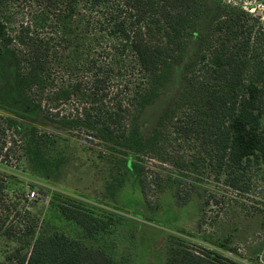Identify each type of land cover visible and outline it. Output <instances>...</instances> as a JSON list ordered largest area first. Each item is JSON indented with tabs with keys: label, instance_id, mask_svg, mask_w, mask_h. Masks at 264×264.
Wrapping results in <instances>:
<instances>
[{
	"label": "trees",
	"instance_id": "16d2710c",
	"mask_svg": "<svg viewBox=\"0 0 264 264\" xmlns=\"http://www.w3.org/2000/svg\"><path fill=\"white\" fill-rule=\"evenodd\" d=\"M206 8V0H19L16 34L0 18V59L15 61L19 98L31 107L19 112V121L30 124L28 115L39 114L58 131L85 137L122 157L147 205L153 185L156 196L166 185L177 186L180 195L179 188L197 171L228 188L243 189L251 174L264 168L261 16L243 6L220 5L190 66L179 109L151 134L137 126ZM16 125L0 117L3 160L12 158L16 143L6 133ZM176 135L194 141L189 155L174 153L182 146L173 147ZM146 158L163 164L171 158L174 169L167 179L152 180ZM13 179L0 173V197ZM193 185H188L187 201ZM53 198L55 216L79 226L81 233L71 238L43 224L24 264H119L116 241H108L114 214L67 194ZM136 224L142 231L143 224ZM165 264L244 263L216 250L194 251L177 243L169 248Z\"/></svg>",
	"mask_w": 264,
	"mask_h": 264
},
{
	"label": "rangeland",
	"instance_id": "374dc122",
	"mask_svg": "<svg viewBox=\"0 0 264 264\" xmlns=\"http://www.w3.org/2000/svg\"><path fill=\"white\" fill-rule=\"evenodd\" d=\"M225 3L243 6L264 19V3L258 0H206L207 8L195 20L181 58L162 75L158 96L137 120L147 135L179 109L190 66L208 38L217 8ZM0 18L16 34L19 0H0ZM16 82L15 61L0 59V117L17 124L6 133L8 141L15 139L16 143L12 158H0V173L14 178L5 184L0 197V264H24L43 224L49 223L52 231H65L71 238L81 233L79 226L66 224L50 209L55 193L114 214V234L108 241H116L119 264H165L169 248L177 243L194 251L216 250L244 264H264V168L251 174L243 189H233L207 174L198 175L196 167L197 173L179 188L180 195L177 186L166 185L156 196L153 185L145 198L147 205L126 174L122 157L104 152L97 142L85 137L58 131L39 114H29L30 124L22 125L19 112L31 107L19 98ZM179 138H172L173 147L182 145L181 152L174 153L189 155L194 141ZM168 161L163 164L159 158H146L149 178L167 179L174 169L171 158ZM188 185H193V190L187 201ZM155 205L159 208L154 210ZM136 223L143 224L142 231L136 230Z\"/></svg>",
	"mask_w": 264,
	"mask_h": 264
},
{
	"label": "built area",
	"instance_id": "2783aa9c",
	"mask_svg": "<svg viewBox=\"0 0 264 264\" xmlns=\"http://www.w3.org/2000/svg\"><path fill=\"white\" fill-rule=\"evenodd\" d=\"M31 196L34 197L35 196V193H32Z\"/></svg>",
	"mask_w": 264,
	"mask_h": 264
}]
</instances>
